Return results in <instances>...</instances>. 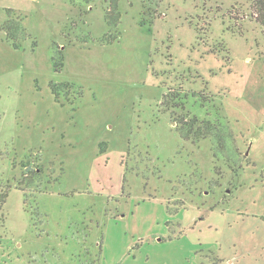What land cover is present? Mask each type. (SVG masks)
I'll return each mask as SVG.
<instances>
[{
	"label": "rangeland",
	"instance_id": "rangeland-1",
	"mask_svg": "<svg viewBox=\"0 0 264 264\" xmlns=\"http://www.w3.org/2000/svg\"><path fill=\"white\" fill-rule=\"evenodd\" d=\"M251 5L120 0L110 29V0H0V264H264Z\"/></svg>",
	"mask_w": 264,
	"mask_h": 264
},
{
	"label": "trees",
	"instance_id": "trees-1",
	"mask_svg": "<svg viewBox=\"0 0 264 264\" xmlns=\"http://www.w3.org/2000/svg\"><path fill=\"white\" fill-rule=\"evenodd\" d=\"M119 1L120 0H110V8L107 10L106 14V22L110 29H116L121 18V14L119 12ZM250 10L252 12V18L259 24V26L262 28V31L264 33V0H252V5L250 6ZM3 29L7 32L8 40L12 43V45L17 48V43L15 42L16 39L14 38V35L12 34V25L11 23L7 22ZM115 36H112L109 40H114ZM109 40H102V43L105 44ZM64 56H59V62L56 64V67L58 71H62V68L64 67ZM64 87H68V84H63ZM59 85L55 83H51V88L54 96L56 97V100H59L60 97V91L58 89ZM168 99L171 101H174L173 98L168 97V95L164 96V100ZM167 100V101H168ZM163 103V102H162ZM186 105L185 103H182ZM167 112L171 111L172 108L179 109L180 107L176 105L166 104ZM172 107V108H171ZM215 125L213 126L212 123H210V120L207 121H199L197 118L193 117L190 120H184L183 122L179 123V127L177 132L180 134L181 138L185 142H191L193 144H199L201 141L206 140L209 136H211L212 131H214ZM221 141V140H220ZM221 143V142H220ZM8 192H6L4 195L1 196V203L2 206L6 203ZM25 205H27V200H25Z\"/></svg>",
	"mask_w": 264,
	"mask_h": 264
}]
</instances>
